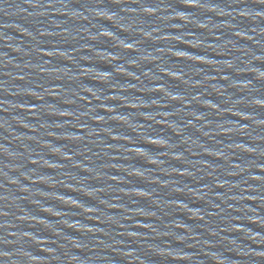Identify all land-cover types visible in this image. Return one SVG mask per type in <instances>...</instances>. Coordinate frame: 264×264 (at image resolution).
Instances as JSON below:
<instances>
[{
    "label": "water",
    "instance_id": "95a60500",
    "mask_svg": "<svg viewBox=\"0 0 264 264\" xmlns=\"http://www.w3.org/2000/svg\"><path fill=\"white\" fill-rule=\"evenodd\" d=\"M0 264H264V0H0Z\"/></svg>",
    "mask_w": 264,
    "mask_h": 264
}]
</instances>
